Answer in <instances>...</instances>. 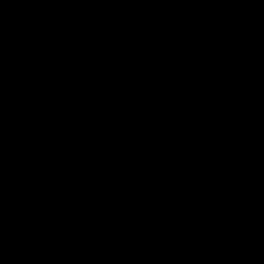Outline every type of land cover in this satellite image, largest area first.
Listing matches in <instances>:
<instances>
[{
    "label": "water",
    "instance_id": "1",
    "mask_svg": "<svg viewBox=\"0 0 264 264\" xmlns=\"http://www.w3.org/2000/svg\"><path fill=\"white\" fill-rule=\"evenodd\" d=\"M0 264H264V0H0Z\"/></svg>",
    "mask_w": 264,
    "mask_h": 264
}]
</instances>
